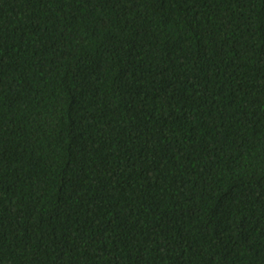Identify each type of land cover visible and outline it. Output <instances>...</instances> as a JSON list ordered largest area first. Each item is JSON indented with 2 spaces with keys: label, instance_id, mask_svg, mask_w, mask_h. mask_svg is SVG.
Wrapping results in <instances>:
<instances>
[{
  "label": "trees",
  "instance_id": "obj_1",
  "mask_svg": "<svg viewBox=\"0 0 264 264\" xmlns=\"http://www.w3.org/2000/svg\"><path fill=\"white\" fill-rule=\"evenodd\" d=\"M0 264H264V0H0Z\"/></svg>",
  "mask_w": 264,
  "mask_h": 264
}]
</instances>
